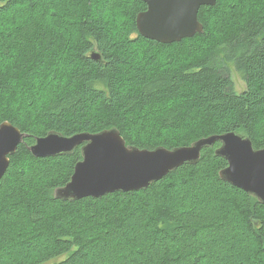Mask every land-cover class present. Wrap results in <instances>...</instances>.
<instances>
[{
  "label": "trees",
  "instance_id": "trees-1",
  "mask_svg": "<svg viewBox=\"0 0 264 264\" xmlns=\"http://www.w3.org/2000/svg\"><path fill=\"white\" fill-rule=\"evenodd\" d=\"M146 10L141 0H0V125L25 135L0 181V264H264V204L220 178V143L146 190L80 201L56 192L81 147L31 153L50 133L110 129L141 150L228 133L264 149V0L202 7L204 32L171 45L140 35Z\"/></svg>",
  "mask_w": 264,
  "mask_h": 264
},
{
  "label": "water",
  "instance_id": "water-1",
  "mask_svg": "<svg viewBox=\"0 0 264 264\" xmlns=\"http://www.w3.org/2000/svg\"><path fill=\"white\" fill-rule=\"evenodd\" d=\"M147 10L138 14L136 24L140 35L164 45L181 42L204 32L198 16L202 7L216 6L218 0H141ZM94 60H101L93 53ZM0 141V181L10 166V157L17 152L25 135L14 125L5 122ZM55 138L56 150L47 147ZM220 143L216 156L227 161L228 166L220 172V178L243 190L264 204V149L255 150L250 138L237 133L212 136L199 140L188 147L173 150L157 148L141 150L127 146L117 129L100 133L77 134L71 137L50 133L37 140L30 149L39 159L59 158L72 155L81 147L82 160L75 166L71 181L56 192V198L64 201H80L101 198L115 193L146 190L185 165H197L204 148ZM161 158L159 166L138 169L134 161L138 157Z\"/></svg>",
  "mask_w": 264,
  "mask_h": 264
},
{
  "label": "snow or ice",
  "instance_id": "snow-or-ice-1",
  "mask_svg": "<svg viewBox=\"0 0 264 264\" xmlns=\"http://www.w3.org/2000/svg\"><path fill=\"white\" fill-rule=\"evenodd\" d=\"M5 134V130L4 129H0V141L3 140ZM59 142L53 138L52 140H50L48 142L47 147L56 150L58 147ZM162 163H164V161L156 156H152V157H138L135 159L134 161V167L138 168V169H146V168H152V167H156L161 165Z\"/></svg>",
  "mask_w": 264,
  "mask_h": 264
},
{
  "label": "rangeland",
  "instance_id": "rangeland-1",
  "mask_svg": "<svg viewBox=\"0 0 264 264\" xmlns=\"http://www.w3.org/2000/svg\"><path fill=\"white\" fill-rule=\"evenodd\" d=\"M232 78L235 84L236 91L243 92L246 89V85L234 70H232Z\"/></svg>",
  "mask_w": 264,
  "mask_h": 264
}]
</instances>
